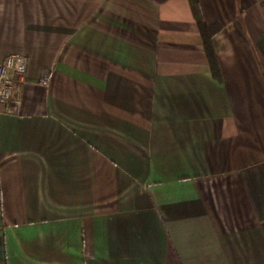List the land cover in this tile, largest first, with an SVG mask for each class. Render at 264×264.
Returning a JSON list of instances; mask_svg holds the SVG:
<instances>
[{
  "label": "crops",
  "instance_id": "crops-1",
  "mask_svg": "<svg viewBox=\"0 0 264 264\" xmlns=\"http://www.w3.org/2000/svg\"><path fill=\"white\" fill-rule=\"evenodd\" d=\"M196 2L217 75L190 0H0V264H264V0Z\"/></svg>",
  "mask_w": 264,
  "mask_h": 264
},
{
  "label": "built area",
  "instance_id": "built-area-1",
  "mask_svg": "<svg viewBox=\"0 0 264 264\" xmlns=\"http://www.w3.org/2000/svg\"><path fill=\"white\" fill-rule=\"evenodd\" d=\"M28 59L21 53H8L0 60V102L4 103L9 113L16 112V83L23 80ZM50 75H42L41 83L48 84Z\"/></svg>",
  "mask_w": 264,
  "mask_h": 264
},
{
  "label": "trees",
  "instance_id": "trees-1",
  "mask_svg": "<svg viewBox=\"0 0 264 264\" xmlns=\"http://www.w3.org/2000/svg\"><path fill=\"white\" fill-rule=\"evenodd\" d=\"M191 8L199 27L202 42L205 49L206 56L208 58L212 73L217 75L219 73L218 60L212 43L213 35L219 30V26L216 24L207 25L200 14L196 0H190Z\"/></svg>",
  "mask_w": 264,
  "mask_h": 264
}]
</instances>
